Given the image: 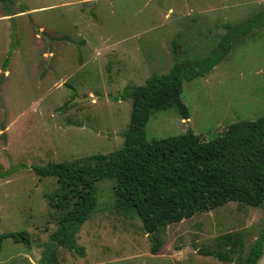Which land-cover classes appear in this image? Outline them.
Wrapping results in <instances>:
<instances>
[{
  "label": "rangeland",
  "instance_id": "1",
  "mask_svg": "<svg viewBox=\"0 0 264 264\" xmlns=\"http://www.w3.org/2000/svg\"><path fill=\"white\" fill-rule=\"evenodd\" d=\"M261 12L264 0H0V236L28 232L31 240H1L0 264H48L67 209L51 205L58 178L34 168L93 164L120 149L128 86L217 53L215 67L183 83L190 117L153 110L147 140L191 130L210 141L263 116L264 24L240 25ZM115 185L97 182V205L76 234L84 252L58 245L57 264H236L264 230V205L231 201L162 227L157 243Z\"/></svg>",
  "mask_w": 264,
  "mask_h": 264
},
{
  "label": "trees",
  "instance_id": "2",
  "mask_svg": "<svg viewBox=\"0 0 264 264\" xmlns=\"http://www.w3.org/2000/svg\"><path fill=\"white\" fill-rule=\"evenodd\" d=\"M8 3L9 0H1ZM264 24V12L242 22L241 26ZM218 62V54L197 65L176 62L162 75H153L144 85L128 86L123 99L133 98L131 120L124 133V145L109 156H96V163L76 165L50 162L35 167L42 177L53 176L61 190L51 197V205L67 209L51 235V246L44 258L57 264L58 245L75 249L76 234L97 205V182L114 179L118 202L135 212L145 230L156 233L164 226L210 211L228 202L251 206L264 205V115L230 124L216 139L205 141L191 130L184 134L147 140L146 127L153 110L175 107L183 119L190 110L182 98L183 83L207 74ZM201 67V68H200ZM31 243L28 232H10L0 236ZM157 247L153 252H157ZM229 261L221 253L208 251ZM264 254V230L248 255L236 264H258Z\"/></svg>",
  "mask_w": 264,
  "mask_h": 264
},
{
  "label": "water",
  "instance_id": "3",
  "mask_svg": "<svg viewBox=\"0 0 264 264\" xmlns=\"http://www.w3.org/2000/svg\"><path fill=\"white\" fill-rule=\"evenodd\" d=\"M41 36H43L47 40L48 43L51 41V39L49 38V36L47 34L42 33ZM3 76H5V73H3ZM85 99H87V98H85ZM85 99H77V100L82 101V100H85Z\"/></svg>",
  "mask_w": 264,
  "mask_h": 264
}]
</instances>
